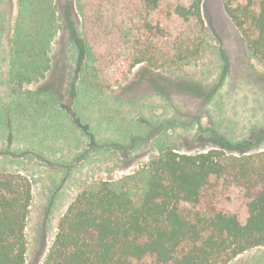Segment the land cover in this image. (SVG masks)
<instances>
[{
    "label": "rangeland",
    "instance_id": "obj_1",
    "mask_svg": "<svg viewBox=\"0 0 264 264\" xmlns=\"http://www.w3.org/2000/svg\"><path fill=\"white\" fill-rule=\"evenodd\" d=\"M79 6L54 0L49 70L41 82L14 88L19 0H0V172L33 183L26 264H44L64 215L84 190L145 173L168 149L196 154L228 142L245 145L247 156L264 151V64L248 51L223 0H204L200 58L161 70L140 65L110 89L78 73L79 41L88 37L99 56L110 46L99 35L111 31L107 22L86 24ZM215 192L220 207L245 219L237 188L222 181ZM242 255L229 264H264V246Z\"/></svg>",
    "mask_w": 264,
    "mask_h": 264
},
{
    "label": "trees",
    "instance_id": "obj_2",
    "mask_svg": "<svg viewBox=\"0 0 264 264\" xmlns=\"http://www.w3.org/2000/svg\"><path fill=\"white\" fill-rule=\"evenodd\" d=\"M78 1L86 24H111L99 35L110 41L105 53L94 54L86 36L79 41L77 70L92 85L110 89L140 65L178 67L205 50L204 0ZM223 5L252 57L264 64V0ZM19 7L10 67L23 86L41 82L49 70L57 15L54 0H19ZM245 148L226 142L196 154L168 149L145 173L84 190L64 215L44 264H229L263 247L264 151L247 156ZM222 181L240 191L245 219L217 204ZM32 202L27 176L0 172V264H26Z\"/></svg>",
    "mask_w": 264,
    "mask_h": 264
},
{
    "label": "crops",
    "instance_id": "obj_3",
    "mask_svg": "<svg viewBox=\"0 0 264 264\" xmlns=\"http://www.w3.org/2000/svg\"><path fill=\"white\" fill-rule=\"evenodd\" d=\"M3 46L4 45H2V46H0L1 48H2V50H3ZM0 48V49H1ZM4 51V50H3ZM4 69V68H3ZM12 75V74H11ZM11 81H12V84H13V86H14V88H16V86L17 87H19L20 85V81H17V78H16V72H14V74L11 76ZM259 248H261V247H259ZM259 248H255V251L257 250V253H258V250H259ZM246 253H248V252H246ZM245 253V254H246ZM256 255V254H255ZM258 255V254H257ZM243 255H240L238 258H240V257H242ZM237 258V259H238Z\"/></svg>",
    "mask_w": 264,
    "mask_h": 264
}]
</instances>
